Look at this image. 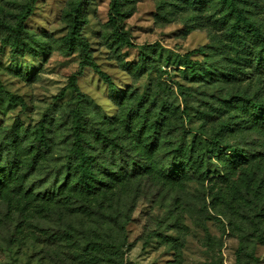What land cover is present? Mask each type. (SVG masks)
<instances>
[{"label": "rangeland", "instance_id": "rangeland-1", "mask_svg": "<svg viewBox=\"0 0 264 264\" xmlns=\"http://www.w3.org/2000/svg\"><path fill=\"white\" fill-rule=\"evenodd\" d=\"M73 1H36L24 22L26 40L44 44L35 53L20 54L5 45L6 31L0 26V135L18 129L26 133V147L41 146L36 131L46 124L49 140L48 161L38 165L29 184L40 191L54 183L56 166L66 161L72 109H83L89 128L114 118L120 100L130 92H148L149 100L157 94L182 110L185 100L179 84L190 92L186 102L191 118L184 120L189 139L194 134L214 140L211 149L218 151L210 164L217 173L203 182L189 179L174 186L147 178L124 182L89 198L85 202L89 204L55 205L4 193L0 264H109L98 257L108 242L122 248L128 264H236L238 257L240 264H264V109L256 115L257 123L250 121L245 109L240 118L234 117L240 108L229 109L236 94L264 104V65L258 66L254 39L246 37L243 45L223 36L225 28L214 22L222 15L228 22L232 18L220 0L199 12L176 9L172 0H126L123 26L134 46L116 47L109 23L111 0H84L81 35L110 84L89 66L76 74L81 53L65 47L62 40L68 32L64 12ZM239 1L264 33V0ZM27 2L0 0V20L15 24ZM150 45L162 58L156 54L151 65L130 67ZM190 52L193 60L208 66L212 78L193 80L186 66L173 67L164 59L169 56L172 62ZM218 70L223 73L218 75ZM74 74L84 101L74 89L61 93ZM236 149L243 151V162L230 164L218 158L219 152ZM14 151L27 154L20 147ZM88 239L96 242L94 250L86 249Z\"/></svg>", "mask_w": 264, "mask_h": 264}, {"label": "trees", "instance_id": "trees-1", "mask_svg": "<svg viewBox=\"0 0 264 264\" xmlns=\"http://www.w3.org/2000/svg\"><path fill=\"white\" fill-rule=\"evenodd\" d=\"M36 1L29 0L24 5L17 15L15 24L0 20V26L6 31L3 38L4 44L10 45L17 53H35L44 48L43 43L36 40L33 44L32 41L26 40L25 36L27 29L24 22L33 12ZM125 1L111 0L109 10V23L113 28L111 41L116 47L134 46L123 26L126 17ZM172 1L171 4L176 6V9L185 11L191 9L193 12H199L212 7V0ZM220 1L232 20L228 22L227 18L222 15L215 20L214 25L221 29L225 28L223 36L227 40L245 45L246 37L254 39V44H257L259 49L258 66L264 65V33L256 24L255 19L246 14L245 4L239 0ZM84 6V0H74L65 10L64 17L68 24V32L62 38L63 43L68 49H79L81 53V68L76 74H79L85 66H89L112 84L108 74L101 71L92 58L89 42L81 35L83 24L86 21L83 13ZM199 51L203 52L200 49ZM193 53L177 55L172 62L169 56L164 59L173 67L175 65L186 66L185 72L193 80L202 77L212 78L213 72L209 71L208 66L191 58ZM156 54L157 58H162V53L157 52L154 45L143 48L139 53L138 62L130 64V67L136 70L143 69L148 63L151 65L154 62ZM217 72L218 75L223 73L220 70ZM76 74L70 77L69 84L62 89L61 93L64 94L66 90L74 89L84 101L86 97L79 91ZM179 90L185 100L182 110H179V107L173 103L160 100L157 94H152L153 98L149 100L148 92H143L141 95L130 92L120 100V112L112 119L106 116L107 124L95 128H89L90 124L82 108L72 109L71 139L65 155L66 161L56 166L54 183L40 191H36L35 187L29 184V179L36 174L38 165L43 167V162L48 161L46 157L50 147L44 128L46 124H42L36 131V137L41 142V146L26 147V133L20 134L18 129H13L14 132H9L5 136L0 135V200H3L1 198L4 193L12 192L55 205L76 201L85 203L89 198L114 190L124 182L141 178L164 185L168 183L171 186L180 185L189 179L203 182L212 174L217 173L216 169L212 168L210 160L214 151L218 150L211 149L214 142L211 137L209 141H205L193 134L189 139L184 120L189 121L191 118L190 106L186 102L190 92L181 84H179ZM233 99L229 103V109L240 108L242 110L238 113L239 116L235 114L234 117L240 118L245 109L251 116L250 121L259 122L256 115L264 109L263 103H259L256 98L246 94H236ZM221 130L220 126L219 131ZM217 146L224 150L221 142H218ZM19 147L27 154L18 155L14 150ZM242 152L238 149L229 153L219 152L218 158L227 160L230 164H237L244 160ZM60 178L63 181L58 183ZM96 245L94 240L88 239L85 246L86 249L94 250ZM105 248L106 250L100 249L98 252L100 260H110L109 264H128L124 261V253L120 246L108 242ZM236 264H240L239 257Z\"/></svg>", "mask_w": 264, "mask_h": 264}]
</instances>
